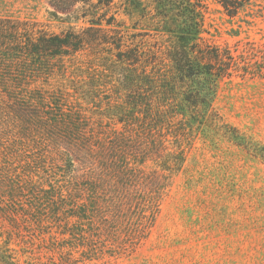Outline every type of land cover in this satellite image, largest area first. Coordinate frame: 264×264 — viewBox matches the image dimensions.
Here are the masks:
<instances>
[{
	"label": "trees",
	"instance_id": "trees-1",
	"mask_svg": "<svg viewBox=\"0 0 264 264\" xmlns=\"http://www.w3.org/2000/svg\"><path fill=\"white\" fill-rule=\"evenodd\" d=\"M213 1L235 16L253 0ZM113 3L49 0L53 16L87 23L60 32L0 15V207L69 212L96 240L116 239L119 224L133 245L195 132L222 128L218 82L264 76V43L237 53L205 40L204 0H121L134 31L109 14Z\"/></svg>",
	"mask_w": 264,
	"mask_h": 264
},
{
	"label": "rangeland",
	"instance_id": "rangeland-1",
	"mask_svg": "<svg viewBox=\"0 0 264 264\" xmlns=\"http://www.w3.org/2000/svg\"><path fill=\"white\" fill-rule=\"evenodd\" d=\"M204 1L205 40L237 53L247 42L264 43L263 0L235 16ZM113 2L109 14L116 12L134 31L135 18L123 12L121 0ZM52 10L49 0H0L1 16L37 20L53 32L87 24L60 12L55 17ZM213 107L222 128L208 136L195 132L138 243H122L119 224L116 239L104 234L96 240V226L69 212L53 217L51 210L45 215L0 207V264H264V76L223 78Z\"/></svg>",
	"mask_w": 264,
	"mask_h": 264
}]
</instances>
